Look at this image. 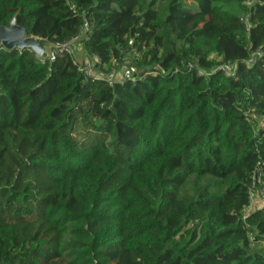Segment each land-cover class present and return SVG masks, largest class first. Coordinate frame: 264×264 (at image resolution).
<instances>
[{"label":"trees","instance_id":"1","mask_svg":"<svg viewBox=\"0 0 264 264\" xmlns=\"http://www.w3.org/2000/svg\"><path fill=\"white\" fill-rule=\"evenodd\" d=\"M14 15L54 44L87 22L98 61L0 48V264H264V0H0Z\"/></svg>","mask_w":264,"mask_h":264},{"label":"built area","instance_id":"2","mask_svg":"<svg viewBox=\"0 0 264 264\" xmlns=\"http://www.w3.org/2000/svg\"><path fill=\"white\" fill-rule=\"evenodd\" d=\"M89 30V24L87 22L84 23L83 27H82V31L80 32V34L76 37H74L71 41L66 42V43H57L55 44V47H53L52 49H50L49 51V55L46 56L45 58H42V61L46 58H48L49 60L53 61L54 58L59 54V53H72L74 54V50H76L75 48L80 44H78V42L84 38V36L86 35L87 31ZM78 53V52H77ZM262 54V52L260 50H256L252 53V56L250 57V59L248 60L249 63H253L256 60L257 56H260ZM87 54L83 55L85 57L84 61L80 64V68L79 70L88 74V75H95L94 74V67L95 64L97 63V58L96 57H91L89 59H91L90 61H88L87 59ZM188 67L191 68L192 64L188 63ZM129 71H126L123 67H122V71L124 76H129L133 73L134 68L133 67H129L128 68ZM216 70H221L223 71L226 75H233L235 73V65L230 64V63H221L217 66ZM114 71L111 72V74H105V78L107 80H111L112 79V75H113ZM199 75L202 74L201 71L198 72ZM134 77V76H133ZM254 175V174H253ZM249 194H250V205L253 204V201L256 199L258 201L261 202V204L264 202V180H262L260 178V176H253L252 177V183L249 186ZM249 213V212H246Z\"/></svg>","mask_w":264,"mask_h":264},{"label":"water","instance_id":"3","mask_svg":"<svg viewBox=\"0 0 264 264\" xmlns=\"http://www.w3.org/2000/svg\"><path fill=\"white\" fill-rule=\"evenodd\" d=\"M55 44L44 38H38L35 35H29L27 30L17 23L16 15L12 17L8 26H0V48L7 50L29 49L35 53L37 58L41 59L50 51Z\"/></svg>","mask_w":264,"mask_h":264},{"label":"rangeland","instance_id":"4","mask_svg":"<svg viewBox=\"0 0 264 264\" xmlns=\"http://www.w3.org/2000/svg\"><path fill=\"white\" fill-rule=\"evenodd\" d=\"M235 9H231V11H234ZM234 14H236V15H240V14H242V11H240V10H235L234 12H233ZM132 51V50H131ZM128 52L127 53V55H125L124 56V59L122 60V67L126 70V71H129V67H132V64H133V61H134V59H137V58H139L140 57V54L139 53H137V52H135V51H132V52ZM76 52H78V54H77V56H78V58L80 59V62H83L84 61V59H85V57L83 56V55H85L86 54V52L83 50V48H82V45H78L77 47H76ZM49 55V50L47 49V52H46V54H44V56L42 57V58H45L46 56H48ZM87 56V59H88V61H90L91 59H89V58H91L90 56H88V55H86ZM41 58V59H42ZM115 72V71H114ZM117 77H119L120 75L119 74H117V72H116V74H115ZM123 76H124V74H123ZM262 124H264V122H261ZM256 202V200H254L253 201V204ZM259 205H261V202L259 201L257 204H256V206H253V205H249L248 206V208L246 209V212H250V211H252L253 209V207H254V209L257 207V206H259Z\"/></svg>","mask_w":264,"mask_h":264},{"label":"crops","instance_id":"5","mask_svg":"<svg viewBox=\"0 0 264 264\" xmlns=\"http://www.w3.org/2000/svg\"><path fill=\"white\" fill-rule=\"evenodd\" d=\"M256 200V199H255ZM259 201L258 200H256V202L254 203V204H252L253 206H256V204L258 203ZM252 209H254V207L252 208Z\"/></svg>","mask_w":264,"mask_h":264}]
</instances>
